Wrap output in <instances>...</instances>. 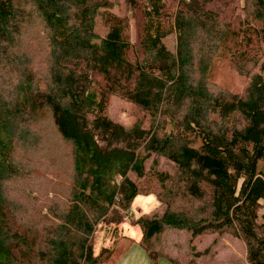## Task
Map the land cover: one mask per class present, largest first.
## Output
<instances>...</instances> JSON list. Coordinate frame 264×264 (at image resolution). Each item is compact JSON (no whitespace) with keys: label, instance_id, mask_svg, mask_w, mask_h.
Here are the masks:
<instances>
[{"label":"trees","instance_id":"obj_1","mask_svg":"<svg viewBox=\"0 0 264 264\" xmlns=\"http://www.w3.org/2000/svg\"><path fill=\"white\" fill-rule=\"evenodd\" d=\"M148 194L153 262L197 264L173 228L264 264V0H0V264L105 262Z\"/></svg>","mask_w":264,"mask_h":264},{"label":"rangeland","instance_id":"obj_2","mask_svg":"<svg viewBox=\"0 0 264 264\" xmlns=\"http://www.w3.org/2000/svg\"><path fill=\"white\" fill-rule=\"evenodd\" d=\"M172 35H167L163 39L168 47H173L174 40ZM216 82L219 84L229 83L230 79L224 76H217ZM241 80L236 81L233 86L240 85ZM127 102L120 99L118 96H114L113 104L111 107L112 116L118 121L122 122L126 126H130L132 118L128 115ZM168 168L166 160L159 158L156 169ZM129 176L135 177L131 172H128ZM119 176V180H120ZM261 213L264 214V198L261 199ZM157 205V200L152 194L138 195L128 210V216L125 222L122 224V233L126 237H122L117 243H114L113 237L108 233H97L95 240L97 241L95 250L98 252V248L104 245L114 246L109 254L107 261L97 264H172L168 259L162 258L157 262H153L144 252L139 242L141 237V230L138 225L132 224L133 218L139 216L141 213H146L154 210ZM129 212L131 214H129ZM100 235V238H99ZM165 240L167 243L168 252L177 258L181 263L188 261L193 257V253H199L200 255L195 257L197 264H247L245 259V247L243 242L228 234V233H211L195 238H190L189 233L184 230H178L173 228H167L165 230Z\"/></svg>","mask_w":264,"mask_h":264},{"label":"crops","instance_id":"obj_3","mask_svg":"<svg viewBox=\"0 0 264 264\" xmlns=\"http://www.w3.org/2000/svg\"><path fill=\"white\" fill-rule=\"evenodd\" d=\"M139 239H140V238H139ZM139 239H138V240H139ZM138 245H139V242H138ZM139 246H140V245H139ZM99 249H100V247L98 248V251H99Z\"/></svg>","mask_w":264,"mask_h":264},{"label":"built area","instance_id":"obj_4","mask_svg":"<svg viewBox=\"0 0 264 264\" xmlns=\"http://www.w3.org/2000/svg\"><path fill=\"white\" fill-rule=\"evenodd\" d=\"M129 214H131V213L129 212Z\"/></svg>","mask_w":264,"mask_h":264}]
</instances>
